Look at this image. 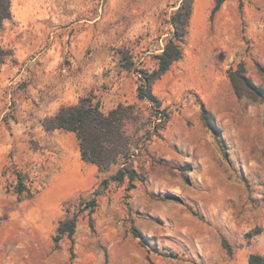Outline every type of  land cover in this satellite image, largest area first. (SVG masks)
Returning a JSON list of instances; mask_svg holds the SVG:
<instances>
[{
    "label": "rangeland",
    "instance_id": "obj_1",
    "mask_svg": "<svg viewBox=\"0 0 264 264\" xmlns=\"http://www.w3.org/2000/svg\"><path fill=\"white\" fill-rule=\"evenodd\" d=\"M182 1L12 0L13 19L0 29L7 60L39 59L54 48L56 64L49 79L3 86L0 75V93H85L80 99L94 97L105 113L133 105L140 122L128 134L141 141L129 160L139 174L133 186L110 181L122 164L93 178L58 173L77 137L46 133L42 123L51 116H42L37 101L27 107L0 98V264H249L253 254L264 257V0H242V10L239 0H227L213 21L215 0H195L184 57L153 85L158 107L138 98L139 71L157 69ZM121 51L133 70L123 68ZM241 67L256 86L251 98L239 97L230 80ZM202 104L222 138L203 123ZM19 173L32 199L19 200ZM105 180L95 212H81L74 240L56 246L60 220L79 213Z\"/></svg>",
    "mask_w": 264,
    "mask_h": 264
},
{
    "label": "trees",
    "instance_id": "obj_2",
    "mask_svg": "<svg viewBox=\"0 0 264 264\" xmlns=\"http://www.w3.org/2000/svg\"><path fill=\"white\" fill-rule=\"evenodd\" d=\"M227 0H215L212 9L211 21L214 16L222 9ZM195 0H183L181 6L172 17V24L175 27L174 36L170 38L160 55H157V69L153 72L140 70L142 83L138 89V98L142 101L151 102L158 107L162 106L161 101L153 93V85L170 71L172 66L183 59L185 38L188 34V27L194 12ZM240 9L243 8V1L239 0ZM13 19L12 0H0V29L7 21ZM126 51H121L122 66L125 70H133L135 63L133 58H128ZM10 53L0 43V71L6 64ZM230 80L239 97L253 96L256 86L246 76L243 67L237 71L230 72ZM168 115L160 116L161 127L167 122ZM201 119L205 126L214 133L218 138H222V130L219 127L213 113L202 104ZM140 122L136 107L133 105H119L117 108L105 113L99 102H95L94 97L87 96L80 99L76 105L62 106L54 116L43 120V127L46 132L51 133L56 130H62L68 133L76 134L81 155L84 162L98 167L100 173H107L113 167L122 164L117 174L111 176L110 181L117 184H124L128 179L130 185L139 180V174L135 169L130 168L129 160L131 159L134 147L140 145L141 139H133L128 134V126ZM138 132L141 129L137 130ZM137 140V141H136ZM109 187V181L105 180L102 189H96L93 193V199L90 200L79 213L74 216L67 215L60 220L57 227L54 242L56 246L65 238L74 240L77 230L78 219L81 212L88 211L94 213L98 207V198L104 190ZM16 193L19 200L32 199L35 193L31 192L25 184L22 173L18 174V184ZM262 232L261 229L256 231L255 235ZM140 237V236H137ZM73 252V247L71 248ZM74 255V254H73ZM249 264H264V257L261 255H251Z\"/></svg>",
    "mask_w": 264,
    "mask_h": 264
},
{
    "label": "crops",
    "instance_id": "obj_3",
    "mask_svg": "<svg viewBox=\"0 0 264 264\" xmlns=\"http://www.w3.org/2000/svg\"><path fill=\"white\" fill-rule=\"evenodd\" d=\"M53 52L54 48L39 59L29 60L25 56H16L19 58L18 62L7 60L0 73L3 86L35 78H51L56 64L52 58ZM84 95L85 93H0V98L4 100L14 96L23 106L27 107L34 105L35 100L38 102L40 113L45 118L57 114L62 106L77 104ZM69 134L72 138H76V134ZM65 169H71L82 178H93L98 173V167L83 161L79 144L65 149L64 157L59 163L58 173Z\"/></svg>",
    "mask_w": 264,
    "mask_h": 264
}]
</instances>
